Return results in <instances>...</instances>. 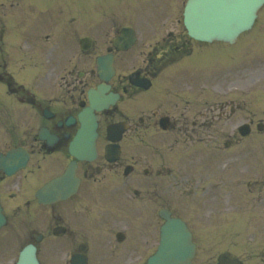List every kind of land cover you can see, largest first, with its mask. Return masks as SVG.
Here are the masks:
<instances>
[{"label":"flooded vegetation","instance_id":"flooded-vegetation-1","mask_svg":"<svg viewBox=\"0 0 264 264\" xmlns=\"http://www.w3.org/2000/svg\"><path fill=\"white\" fill-rule=\"evenodd\" d=\"M12 21L14 17L9 19L5 14L0 16L1 47L5 46L7 24ZM82 38L91 39L90 48L82 51L78 46V52H74L67 59L64 69L57 74L44 75L45 83L52 78L54 80L52 85L45 87V92L38 100L34 99V103L29 104L35 113L34 118H29L27 126L21 133L18 134L14 130L12 134L15 137H11L9 143L0 149V152H6L10 148L21 147L28 154L23 175L25 187L27 186L23 191L26 194L36 187L29 185L31 179L39 181L40 187L51 178L60 175L73 160L68 153V145L78 129L76 116L88 105L87 92L101 84L94 67H91L95 58L108 55L113 58L115 64L122 54L111 47L109 38L99 46L92 35H81L77 40ZM20 43L26 45L27 41ZM185 47L186 44L165 41L153 47V55L150 52L146 53L145 61L142 59L144 53H141L140 65L136 68L137 78L149 80V90L143 91L132 86L129 83L130 73L115 72L107 83L109 92L105 96L117 94L119 98L112 108H107L99 114L96 159L93 162H77L76 176L79 178V186L76 194L65 202L42 207L41 216L34 220L40 222L26 227L25 233L16 231L15 223L20 222V219L15 217V213L14 217H7L5 237L4 240L0 239L2 260L5 261L6 256L10 257L15 253L17 244L22 241H25V245L34 244L37 255L41 253L45 255L39 258L40 264H69L68 260L73 256H81L85 258V264H93V257L100 258L107 253H120L124 244H127L125 252L142 260L145 251L150 248V241L143 242L141 239L132 241L124 228L113 230L110 228L109 232L104 231V234L96 232V228L104 220L109 219V211L117 213L121 219L126 218L125 211L132 209L139 211V217L143 215V210L155 208L167 209L174 216L173 210L187 204L185 207L189 214L186 223L195 244V259L198 258L195 262L213 264V259L208 254V248L212 246L207 241L209 230L200 225L195 226L204 223L201 217L205 213V207L220 202L223 198L220 194L223 192L229 193L234 202L245 209L246 219L249 222L253 221V217H249L255 201V185L252 184L255 180L250 179L253 171L241 170L238 165V169L234 170V178L230 176L223 178L215 168L220 167L223 161L221 159L226 156L222 154L223 151L233 148L240 151L244 149V145L253 149L254 137L261 133H256L257 126L261 125L264 129V119L259 120L262 121L260 124L249 116L245 123L249 125L250 133L246 138H241L237 128L224 127L235 116L238 106L235 110L229 102L220 100L218 105L204 107L199 116L200 118L203 116L204 123L190 121L191 115L187 112V88L177 94L175 91H169L171 81L164 79L165 74L162 73L164 69L159 68L160 62L165 64L172 55ZM48 60L47 57L45 64H48ZM250 65L252 74L259 72L264 75V69L256 68V60ZM50 88L53 89L51 93ZM13 92L20 102L26 101L25 94ZM150 92L154 95V101L152 103L143 101L141 96ZM171 94L173 101L166 102V98ZM132 99H135L137 110L123 109L125 102ZM43 110L49 114L44 116ZM116 122H124L127 130L117 143L119 146L117 160L109 163L105 159L104 148L111 142L105 136V132L107 126ZM39 128L46 129L57 139L54 146L48 148L46 142H41L37 138L36 130ZM163 128L167 130L164 131ZM150 131L152 133L148 134ZM160 134H163L164 138H160ZM243 139L249 140V143L245 144ZM178 144H187V158L173 168L170 163L171 155H166L165 151L161 150L168 146V150L173 151ZM133 147L135 151L150 150L151 156L146 157L138 152L134 154L131 152ZM202 147L205 153L201 152ZM125 170L128 172L125 173ZM7 180L0 171V199L3 206L5 205L3 193H7L5 189L9 188ZM24 192L22 194H25ZM173 194L183 195L185 200L177 202ZM8 196L13 197L11 194ZM31 202L34 206L32 200H24L22 204L27 209ZM120 208L122 210H119ZM11 212L15 210L8 209L7 216ZM105 214L108 216L104 217ZM236 214L237 210L230 213L226 220L229 222L239 220ZM119 231L123 234L121 242L113 239Z\"/></svg>","mask_w":264,"mask_h":264},{"label":"rangeland","instance_id":"rangeland-1","mask_svg":"<svg viewBox=\"0 0 264 264\" xmlns=\"http://www.w3.org/2000/svg\"><path fill=\"white\" fill-rule=\"evenodd\" d=\"M62 1V3H61ZM58 0L55 3L58 5H62L64 9L68 6H71L72 14H79L78 21L75 18H71L72 16H63L64 20L60 18L59 23L51 22L48 19H44L42 25L47 27L44 31L45 33H50L48 39L45 41L42 40V36H39L38 33L41 31H37L34 28L28 29L29 34H25L27 38L33 41V44H29L28 48L22 51L18 57L10 61L7 68L8 71L15 75V80L18 83H24L29 87V83H33V81L27 80V72L31 77V74H38L40 80L43 77L44 70L46 68L45 65H42V61L44 60V54L49 51L51 52L50 62L52 66L57 69L55 72H51L57 74L60 70L64 69L67 59L71 57V55L76 51V45L74 39L78 38L81 35H92L99 46L106 39H110L112 37V33L116 28H121L125 26H131L138 35V40L135 46L126 54L120 55L116 67L118 69V73H128L132 69H136L140 65V56L141 53L147 48L149 44H152L154 41L161 40L168 32L172 31L174 35L178 31L182 29V12L184 2L186 0ZM74 1H78L79 5ZM262 11V10H261ZM55 13L60 14V11ZM54 13V14H55ZM263 16L257 18V22L255 24V28L259 29L261 34H264V10L262 12ZM261 14V15H262ZM69 21L67 22V20ZM255 29L253 32L255 37L258 31ZM252 31L243 35L238 43L234 51V54H239L238 48L242 46V42L247 41L246 38ZM264 35L262 36L261 42L246 45L244 50L240 52L241 60L232 58L231 63L227 70L231 75H234L237 70L243 71L246 70V62H253L256 60L257 62H264ZM7 41L9 42L10 51L13 54H17L18 51V36L14 32H10ZM47 46V47H46ZM198 46L194 44V47ZM228 48L229 46L216 45L212 46L208 54L205 56H199L197 59H200L204 63H208V66H211L216 61L225 62L227 57L231 56L229 54L228 49H218V48ZM255 48V49H254ZM256 52V58H253V52ZM77 52V51H76ZM203 52V50L194 49V54ZM216 61H212L214 59ZM191 58L187 59L190 60ZM245 60V61H244ZM235 61H238V64H235ZM230 62V61H229ZM189 65V66H188ZM187 70L182 68H171L164 72V79L171 81L169 86V91H175V93H181L184 89L187 88V112L191 115L190 121L195 120L198 124L204 123L205 121L200 118L199 113L202 112L201 108L205 106V103H211L209 101H204L203 97H199L198 103L196 101V97L198 96V92L204 89L218 92V100L220 99V91L224 90L225 97L227 99L234 100L233 94L240 95V99L236 100V104H240V110L237 111L236 115L232 120L224 125L225 128H231L234 125H238L243 122L249 116L254 118L255 120L264 119V75H261L259 72L256 74H252V72L248 71L243 75L238 77L230 78L231 81L224 80L221 82L216 75L208 76L210 70H215L214 67L209 69L201 70L197 67H191L195 64L188 63ZM92 67V66H91ZM262 69H264V65L261 64ZM21 69L26 70V74L22 72L18 73ZM198 69V70H194ZM217 70H220L218 68ZM23 74V75H22ZM198 74V75H197ZM208 74V75H204ZM241 74V72H240ZM197 75V76H196ZM32 80V78H31ZM30 81V82H29ZM41 82V81H40ZM220 82V84H218ZM43 87H45V83L43 82ZM2 90V91H1ZM32 92L36 94H31V96L39 97L40 94L39 89H32ZM3 94H6L3 96ZM6 90L0 89V98L3 99L9 97L10 102L7 106L0 110V147L5 143L7 138L10 137L9 133H7L8 125L18 126L23 120L24 114H22L19 110V104L15 103L13 106L12 98L8 95L7 97ZM173 94L166 98V102L171 103L173 101ZM153 93H149L145 95L143 101L152 103L154 101ZM5 99V98H4ZM213 99L214 98H208ZM6 100V99H5ZM215 101L214 103H216ZM244 103L248 105L249 113H245ZM130 107L122 106L123 109H129L130 111L137 110L134 103ZM188 108L191 111H188ZM209 122V121H208ZM215 125V124H214ZM216 127V125H215ZM7 133V134H6ZM183 143V140L180 141ZM255 151H250V155L252 157L246 159H250L251 162L255 161L253 169L256 171L257 177L255 180L262 181L264 180V175L259 176L258 173L264 172V133L263 135L255 137ZM245 153H247V148H245ZM132 153H144L146 156H150V152L147 151H135L134 147L132 148ZM201 152L203 153V147L201 148ZM187 153V144H178L175 146V149L171 155L175 157V159H179L180 154L184 155ZM237 163H245L248 161L241 162H231V170L236 166ZM249 164V163H248ZM171 165L173 168L176 167L175 161L171 159ZM263 174V173H262ZM254 197L255 201L260 204L262 210H260V206L252 209L254 220L252 223H246L245 218L236 221L233 225L222 226V232H219L217 240H220V245L211 246L208 249V254L212 257L217 250L228 249L231 251V245L233 244V234L231 228L238 231L237 239L238 241V253L244 254L242 255L247 264H264V187L261 188L259 186H255L254 189ZM173 198L176 201H184L185 197L180 194H173ZM6 206L10 204L6 200ZM231 204V203H230ZM232 205V204H231ZM182 208H186L184 205H181V208L176 210L182 214L184 210ZM226 206H212V210L215 212L223 211L225 213ZM233 208L232 206L229 207ZM228 209V211H231ZM187 212V211H186ZM26 212L21 210L19 217L24 215ZM133 216H127L125 222L122 223V226L128 228L131 236L136 239H142L144 241H150L153 243L155 236V226L154 233L152 237L153 227L150 225L153 217V209H145L142 211L143 214V222H139L136 219L135 211H132ZM219 215V214H218ZM214 219H208V224L212 227L219 228V224H221V219L219 217ZM187 218V216L185 215ZM27 218V217H23ZM34 220L30 223L23 222L21 224V228L25 229L26 227L33 226ZM128 223V225H127ZM118 224L113 222L110 218L108 223V228L117 227ZM220 229V230H221ZM249 230V231H246ZM249 234L248 238L247 235ZM248 239H252L251 245L249 247L245 241ZM249 247V248H248ZM213 250V251H210ZM207 255V254H206ZM209 256V257H210ZM105 264H125V261L129 260V257L125 254L119 256H108L106 257ZM134 261V257L132 262ZM13 262V259H12Z\"/></svg>","mask_w":264,"mask_h":264},{"label":"water","instance_id":"water-1","mask_svg":"<svg viewBox=\"0 0 264 264\" xmlns=\"http://www.w3.org/2000/svg\"><path fill=\"white\" fill-rule=\"evenodd\" d=\"M263 3L264 0H189L184 9L183 23L189 36L195 40L232 42L239 33L250 28L258 8ZM86 117L87 114L82 115L80 120L84 121ZM85 122V128H87L89 120ZM86 130L84 129V132ZM87 141L88 150L91 151L93 137L88 138ZM75 155L83 159L78 152ZM21 162L23 161L19 160V163ZM12 170L13 167L6 172L9 174ZM59 182H54V185ZM184 231L183 224L179 221L167 222L161 229V237L165 242H162L160 250L162 248L164 253L160 251L150 264H189V236ZM25 257L27 260V255ZM223 260L220 259V264H237L234 261L224 262Z\"/></svg>","mask_w":264,"mask_h":264}]
</instances>
